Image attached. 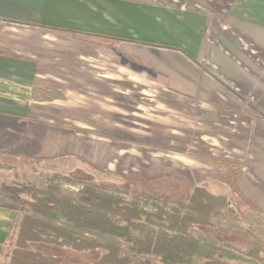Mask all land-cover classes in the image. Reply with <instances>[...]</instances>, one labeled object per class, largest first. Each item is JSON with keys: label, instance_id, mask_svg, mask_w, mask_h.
Here are the masks:
<instances>
[{"label": "crops", "instance_id": "0c3cea01", "mask_svg": "<svg viewBox=\"0 0 264 264\" xmlns=\"http://www.w3.org/2000/svg\"><path fill=\"white\" fill-rule=\"evenodd\" d=\"M72 30L118 38L97 37L113 45L108 48L122 66L166 84L161 95L170 103L169 117L155 109L154 124L135 128L159 144L183 141L177 152L190 182L209 183L228 198L231 209L213 223L237 242H254L264 256V0H0V75L6 67L37 69L35 50L50 48L53 39L86 36ZM20 90L17 78L8 92L0 90L1 163L83 159L58 142L65 135L50 136L42 125L92 139L87 130L102 122L113 137L119 134L112 130L130 121L125 112L119 121L109 102L102 110L97 95L83 122L82 111L55 115L68 106L61 96L36 100ZM15 220L14 205L1 203L0 258Z\"/></svg>", "mask_w": 264, "mask_h": 264}, {"label": "trees", "instance_id": "16d2710c", "mask_svg": "<svg viewBox=\"0 0 264 264\" xmlns=\"http://www.w3.org/2000/svg\"><path fill=\"white\" fill-rule=\"evenodd\" d=\"M72 31L94 39H118ZM46 159H36L42 167L38 173L44 174L46 166L39 161ZM77 161L70 158L48 166L45 187L29 183L13 188L12 197L28 209L16 228L8 264H67L38 246H55L70 254L90 253L91 264H193L198 256L204 258L203 264H236L232 260L264 264L261 248L243 251L209 231L216 227L213 218L231 209L227 196L214 192L209 183L193 184L170 171L139 176L136 184L140 188L134 190L66 168ZM0 169L18 174L15 164L0 162ZM63 182L81 188L69 194ZM25 192L29 198L23 199ZM48 219H63L65 224ZM195 228L203 233L194 232ZM79 230L108 234L123 242L87 238Z\"/></svg>", "mask_w": 264, "mask_h": 264}, {"label": "rangeland", "instance_id": "374dc122", "mask_svg": "<svg viewBox=\"0 0 264 264\" xmlns=\"http://www.w3.org/2000/svg\"><path fill=\"white\" fill-rule=\"evenodd\" d=\"M61 37L64 38L53 39L50 48L35 50L34 57L39 60L37 69L29 70L27 66L19 65L20 70L12 73L9 68H3V74L0 75V90L8 92L10 85L17 78L18 88L24 90L25 95L30 92L33 99L61 96L57 99L66 100L68 106L56 108V110L61 111L55 113L57 116L67 114L68 117L73 118L76 111H82L84 116L82 121L87 122L91 102L95 101L98 96L99 106L102 110H107L106 107L103 108L102 106L109 102V105H114L115 112H118L116 118L119 121H122L121 116H124V112L130 118V121L126 122L128 123L126 127L121 126L112 130L119 136H107L106 122L100 123L99 129H88L87 131L94 135L92 139L85 132L80 136L76 130H62L42 125V131L50 136L65 135L67 137L65 143L60 140L58 142L64 144L65 147H74L73 152L77 157L83 158L82 160L78 158L79 161L77 162H70L66 168L75 170L77 174L91 175L96 179H104L112 184L128 186L134 190H136L135 186L139 187V184L136 183L140 179L139 176L142 175H157L176 171L189 182L194 181L192 176L188 178L190 170L185 166V162L178 157V155H184L177 152L182 150L181 147L185 149L186 145L183 141L173 143L174 145L159 144L153 142L154 135L142 137L147 132L144 133L143 130L135 128L139 125L147 124L149 127L151 123L154 124L151 119L155 117V109L158 113L160 110L162 111L159 116L169 117L171 114L170 103L161 95L166 84L161 80H155L153 74L145 75L142 72L122 66L119 55L116 52L114 54L108 48L113 45L106 41L86 36L79 39H73L70 35ZM132 65L138 66L136 63ZM123 88L128 89L130 93H124ZM97 90L99 94H97ZM113 93L115 94L114 98L110 96ZM128 95L130 96L128 97ZM79 100L84 101L80 106ZM151 132L154 133L155 131ZM164 139L170 142L169 136ZM75 141L76 144H74ZM50 143L54 146L56 141L50 139ZM65 158L39 161L44 162L46 166L42 170L44 174L38 173L42 167H40L39 162L37 164V160H16L14 163L18 174L13 177L11 173H3L0 176V204L14 205L16 211V220L10 238L3 249L0 264L9 263L8 254L13 247L16 228L22 215L28 209L25 203L12 197L13 188L29 183L45 187L48 182L46 175L49 168L47 167L54 163L60 164V162L71 157ZM195 172L199 175L202 174L200 170ZM196 179L201 180L202 177H196ZM63 188L66 193L75 194L81 186L63 182ZM22 198H29L28 193H23ZM48 220L57 224H65L63 219ZM215 226L213 229L209 228V231L220 234L238 249L247 250L254 243L250 241L237 242L232 233L229 234L228 231H225L226 229H221L217 224ZM192 230L196 233H203L202 230L196 228ZM79 231L87 238H97L103 242L120 244L123 242L122 239L108 234L88 230ZM255 243L257 242L255 241ZM38 248L67 264H91L93 260V255L90 253L70 254L55 246H38ZM203 260V257L198 256L193 264H203ZM231 262L259 264L256 261L232 260Z\"/></svg>", "mask_w": 264, "mask_h": 264}]
</instances>
